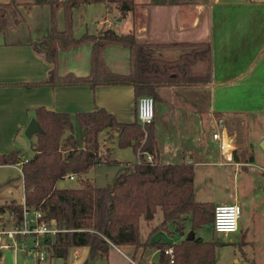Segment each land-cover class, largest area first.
<instances>
[{
  "label": "crops",
  "instance_id": "0c3cea01",
  "mask_svg": "<svg viewBox=\"0 0 264 264\" xmlns=\"http://www.w3.org/2000/svg\"><path fill=\"white\" fill-rule=\"evenodd\" d=\"M51 1L0 0V5L5 7V18L0 21V153L17 151L21 156L17 164L0 165V206L12 201L22 205L25 202L22 167L36 154L32 146L36 135L27 137L25 131L35 118L37 108L74 115L100 107L120 122L137 120L138 99L130 85H41L48 77L50 66L34 51L32 44L40 42L51 31ZM135 3V10L125 16L116 6L109 9L101 3L74 8V36L80 38L85 33L98 34L106 29L119 35L133 33L138 42L165 45L156 49V57L166 60H175L185 51L170 44L209 42L212 47L210 84L158 89L161 100L155 103L158 107L153 125L159 160L163 164L192 163L195 192L197 177H211L212 167L228 165L235 174L239 173L241 163L234 158L236 146L225 125L226 121L240 118L248 111L249 98H255L256 91L251 90V84L255 83L254 74L264 59V0H135ZM55 20L58 30L63 31L66 26L63 8L56 10ZM92 51L91 42L67 51L59 50L58 73L88 76L92 69ZM103 58L112 72H130L128 47L110 45L104 50ZM206 72L205 62L191 69L193 76H204ZM219 120L223 124V142L229 149L225 154L220 141L213 138L220 128ZM98 140L99 153L104 159L124 162L114 158L119 148L117 133L109 139L104 130ZM219 157L221 162L217 160ZM136 161L137 158L132 163ZM8 172L11 174L7 175ZM234 201L239 203L236 192ZM6 220L9 223L8 212L4 211L0 214L3 226L0 231L6 229ZM243 226V222L238 225L241 234ZM12 247L13 240L1 235L0 264H84L89 256V247L71 248L66 259L55 257L45 249L46 258L38 261L27 251ZM156 251L161 256L158 248ZM146 253L147 250L136 252L134 246L111 245L107 256H97L88 264H142Z\"/></svg>",
  "mask_w": 264,
  "mask_h": 264
},
{
  "label": "trees",
  "instance_id": "16d2710c",
  "mask_svg": "<svg viewBox=\"0 0 264 264\" xmlns=\"http://www.w3.org/2000/svg\"><path fill=\"white\" fill-rule=\"evenodd\" d=\"M52 26L50 33L40 42L32 44L34 51L50 66L49 74L41 85L69 84L130 85L136 99L153 97L161 100L160 87L197 86L212 82V47L209 42L175 43L184 49L175 60L156 57V49L165 45L138 42L133 33L119 35L112 29L98 34L85 33L80 38L73 34L72 10L83 4L101 3L111 9L116 6L122 16L136 8L135 0H52ZM65 11L66 26L58 30L56 10ZM5 7L0 5V21L4 20ZM93 43L92 69L88 76L76 77L58 73L59 50L67 51L82 44ZM122 45L130 49V72L118 74L106 65L103 53L110 45ZM200 62L207 64L204 76H193L191 69ZM39 131L32 143L36 154L23 164L24 204L12 201L0 206V214L8 212L11 227L23 220L24 205L40 210L42 219L55 221L59 231L45 247L53 256L66 259L73 247H89L84 264L97 256L108 255L111 245L140 247V221L147 213H162V226L175 224L177 231L185 234L184 223L189 221L193 231L205 224H212L214 203L200 202L195 197V169L192 163L163 164L159 160V148L153 123L143 126L138 119L124 123L103 108L74 115L58 113L39 107L35 110ZM78 126L83 137L77 142ZM107 130L108 138L118 134V147H132L137 161L125 163L116 173L115 181L97 186L87 177L89 171L99 164H122L104 159L99 153L98 135ZM150 154L152 162L146 160ZM20 153H0V165L17 164ZM76 175V185H67L66 177ZM64 186L60 187V183ZM17 238H20L19 236ZM165 247L173 248V264H216L214 242L201 238L183 239L178 243L158 245L160 261L169 262ZM166 257V258H165ZM253 264H256L253 262Z\"/></svg>",
  "mask_w": 264,
  "mask_h": 264
},
{
  "label": "rangeland",
  "instance_id": "374dc122",
  "mask_svg": "<svg viewBox=\"0 0 264 264\" xmlns=\"http://www.w3.org/2000/svg\"><path fill=\"white\" fill-rule=\"evenodd\" d=\"M113 20H115L113 18ZM255 83L251 84V90H255V98H249L245 111L240 118L226 121L228 135L234 139L236 151L235 160H239L240 171L234 173L232 166H216L210 168L207 178L198 176L196 181V200L217 204H233L235 192L242 209L241 219L245 228L241 234L239 231L227 237L213 231L212 224H205L195 230V237L206 242H214L216 247V264H264V151L261 142L264 140V59L257 67ZM245 100V99H243ZM155 104V110L157 111ZM75 136L81 143L83 132L76 126ZM212 138V130H209ZM117 146V145H116ZM118 147V146H117ZM29 155V150L26 151ZM114 158L122 164H99L93 167L87 177L99 187L112 184L116 173L123 170L126 162H133L137 158L132 148H116ZM218 162L222 161L219 157ZM253 160V161H251ZM217 162V161H216ZM9 171V170H5ZM11 172L7 173V175ZM75 186V182H66ZM152 219L143 217L140 226L141 245L134 247L136 252L146 251V257L142 264H171L160 261V253L156 251L159 244L178 243L185 239L191 229V223L186 221L185 234L177 231L175 224L168 227L162 226V213L157 209ZM6 229H11V222L6 220ZM3 226L0 224V229ZM242 235V236H241ZM244 235L246 237H244ZM182 238V239H180ZM165 249H167L165 247ZM166 258V257H165Z\"/></svg>",
  "mask_w": 264,
  "mask_h": 264
},
{
  "label": "built area",
  "instance_id": "2783aa9c",
  "mask_svg": "<svg viewBox=\"0 0 264 264\" xmlns=\"http://www.w3.org/2000/svg\"><path fill=\"white\" fill-rule=\"evenodd\" d=\"M155 118V101L151 96H141L137 101V119L143 125L147 126L153 123ZM219 129L213 134V138L220 141V148L225 153L228 152V147L223 142L222 120L218 122ZM148 162L153 161L152 155L146 156ZM27 161H25L26 163ZM76 175L66 177L67 181H76ZM242 214L240 204H217L214 207L213 231L217 234L227 237L230 234L238 232L239 220ZM43 214L40 210L23 207V220L17 227L0 231L1 235H6L13 240L15 249H23L38 261H43L46 258L45 242L53 239L59 229L56 227L55 221L50 222L42 219ZM20 238H17V237ZM10 248L9 245L6 246ZM164 253L169 257V262L174 263L173 248L165 249Z\"/></svg>",
  "mask_w": 264,
  "mask_h": 264
},
{
  "label": "water",
  "instance_id": "95a60500",
  "mask_svg": "<svg viewBox=\"0 0 264 264\" xmlns=\"http://www.w3.org/2000/svg\"><path fill=\"white\" fill-rule=\"evenodd\" d=\"M39 131V125L37 120L34 118L30 121L25 134L27 135V137H32L34 134H36ZM261 148L264 150V140L261 142ZM64 186V182L60 183V187ZM153 214L148 212L147 213V219H152L153 218ZM195 238V232L194 231H190L186 237V239L188 240H193Z\"/></svg>",
  "mask_w": 264,
  "mask_h": 264
}]
</instances>
